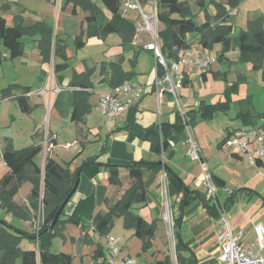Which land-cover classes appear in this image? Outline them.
<instances>
[{
	"label": "crops",
	"instance_id": "crops-1",
	"mask_svg": "<svg viewBox=\"0 0 264 264\" xmlns=\"http://www.w3.org/2000/svg\"><path fill=\"white\" fill-rule=\"evenodd\" d=\"M127 1L129 0H121L120 11L122 15L134 21L136 32L130 42H125L124 31L105 33L96 25V21L88 20L92 15L101 18L110 17L103 0H0V15L6 19L8 25L20 23L30 27L36 23H45L53 34V38L48 39L39 30L36 31L37 33L26 31L21 38L24 44L23 53L15 57H11L9 49L0 44L5 55L0 64V180L9 171L3 159L6 149L20 150L41 145L42 148L37 152L34 160L42 170L48 157L54 158L63 165L70 162L72 171L78 170L86 161L99 163L96 164L97 166L88 167L95 172L92 175L87 170L79 172L81 178L73 198L76 196L81 199L94 193L97 201L107 198L116 202L132 184L133 179L129 177L128 169L121 167V184H109L107 181L109 164L127 165L140 160L158 162L161 163L158 167L147 168L145 171L147 201L134 204L132 207L133 212L148 221L157 219L158 231L160 221L164 220L162 215L167 211L170 214L172 227L174 219L179 215V201L183 189L178 190L174 178L177 176L192 190L206 191L203 184L204 172L200 163L187 154L185 130L172 128L167 137V147L159 151L158 145L163 138L161 123L173 124L177 119V107L170 93L158 96L152 90H147L143 97L130 105L118 120H109L98 109L100 96L111 88V82L117 80L120 73L131 75L128 81L141 86H150L155 78L156 58L153 52L146 48L152 36L149 32L140 29L141 16L138 11L123 12L122 6ZM140 1L145 12L153 14L152 0ZM183 1L188 4L189 12L197 24L204 23L207 19L213 23L216 21L218 8L215 2L223 3L230 9L229 23L238 29H248L249 21L259 16L264 23V0H240L233 8H230L229 0H204V5H200L198 0ZM160 27L162 28L163 24L158 25V31ZM26 37L30 40H26ZM79 37L82 38L83 43H78ZM56 38L59 39L60 44L57 52ZM192 39H194L192 47L203 48L198 36H193ZM158 41L160 43V39ZM213 48L206 50L210 54L217 55L222 49V44L216 43ZM227 56L233 61H238L240 53L234 50ZM57 64L66 66L56 71ZM251 65L249 62L240 67L233 66L231 69L234 73L237 71L236 77L238 73H243L248 80L240 83L237 95H232L234 103L231 109L235 108V113L234 116H229L233 121L227 124L230 129L258 126L264 130V117L255 122H250L247 117L245 120L241 117L234 118L241 107L244 111L248 107L247 102L241 103V106L238 102L247 99L249 95L254 110L264 113L257 109L254 93L249 92L251 88L261 87L264 83L261 81V71H252ZM219 69H222V64L218 60L207 68L183 67L188 83L181 87L180 93L187 110L198 108L203 100L206 103L213 102L209 96H201L198 91L196 95L199 98L196 99L191 92L196 83L199 86H202V83L206 84L213 75L212 71ZM72 81L92 88L88 94L74 95L72 91H66L58 96L53 91L56 86H66ZM243 85H246L247 89L245 94L240 92ZM45 87L50 90L49 93L46 95L36 93ZM25 89H31L32 94L26 95ZM222 95H219V99H223ZM200 120L202 119L199 118L198 121ZM44 125H46L45 130H43ZM192 127L213 178L214 175L221 177L226 183V186L221 187L219 191L220 200L225 203V192L231 194L235 189L231 183L238 187H249L254 176L250 177V173L241 170L244 166L241 164L244 162L242 154L222 145L226 132L215 147L214 143L208 145L207 142L212 132L209 131L210 129L202 132L200 123ZM49 134L53 136L51 143L48 139ZM215 138H218L217 135ZM61 146L68 150L73 149L67 157L60 154L63 160L56 156ZM260 161L253 167L264 172V159ZM96 168L99 170L95 171ZM173 173L175 176H171ZM33 186V181L26 179L12 198L18 206L28 207L32 212L34 208L29 197ZM43 193L42 183L41 196ZM69 211H72V208ZM5 212L8 214L9 211L0 203V217L6 219L7 216H1ZM11 213L9 212L8 216ZM12 216L16 219L11 220L14 224H22L26 228L32 226L33 230L36 228L32 219L23 220L14 214ZM166 222L170 228L169 222ZM181 225L182 238L191 248V251L183 252L189 258L187 264H193L194 255L198 264H219L220 224L206 212L200 200L194 201L185 209ZM127 231L129 237L126 248H123L125 254L136 257L140 264H153L154 258L155 260L162 258L160 254L162 244L159 246L155 242L157 231L153 246L148 252L142 251L143 241L134 235V230ZM251 232L252 230L245 233L248 237V245L253 238ZM133 245L137 247L134 250L129 248ZM146 252L151 254V258L144 262L139 254ZM107 253L108 251L106 255Z\"/></svg>",
	"mask_w": 264,
	"mask_h": 264
},
{
	"label": "trees",
	"instance_id": "trees-1",
	"mask_svg": "<svg viewBox=\"0 0 264 264\" xmlns=\"http://www.w3.org/2000/svg\"><path fill=\"white\" fill-rule=\"evenodd\" d=\"M107 6L110 17L101 18L95 15L89 16V21H96V25L103 32L111 31H124L125 42H130L133 39V35L136 32L134 21L122 15L120 11L121 0H103ZM157 2V15L160 24L163 27L159 29V39L162 47L163 54L168 57H178V51L184 47H191L193 36H198L201 46L203 48L211 49L214 44H222L221 51L217 54V60L222 64V69L213 70L212 76L215 79L228 80L229 74L233 66L251 65V70L258 72L261 71V79L264 82V23L261 16L251 19L249 21L248 29H238L236 26L229 23L230 9L225 4L215 2L218 8L216 21L213 23L207 19L206 22L197 24L192 14L189 12L188 4L183 0H156ZM240 0H229L230 8L236 7ZM200 5H204V0H198ZM39 30L46 38H53L52 31L45 23H36L30 27H25L20 23L14 25H8L6 19L0 15V44L7 47L10 51V56L15 57L23 53V41L22 36L26 31L37 33ZM55 51L60 48L59 39L56 38ZM78 43H83L81 37L77 39ZM238 50L240 53L238 61L231 60L227 54L231 51ZM5 55L0 46V64L3 62ZM65 64L55 65L56 71L64 68ZM127 74V73H125ZM120 73L117 80L111 82V88L131 78V75H125ZM114 75V74H113ZM247 76L243 73L237 74L236 81H233L228 88L226 87L223 92V99H219L212 103H206L204 100L200 102L198 108H192L187 110L189 116V123L194 126L199 118L202 120L212 119L219 111L228 113L233 106V96L239 90L240 83L245 82ZM188 83V79L185 77L183 80V86ZM59 94L66 91H72L75 94H88L92 88L89 85H81L79 83L70 82ZM149 91H153V88H149ZM25 94L31 89H25ZM22 99V98H21ZM58 99V98H57ZM247 102L248 107L246 110H242L243 107L236 113L237 117L249 118L250 122H255L257 119L264 117V113L254 110L252 105L251 95L247 99L239 100V104ZM25 107V104H23ZM246 115V116H243ZM172 128L179 130H185V124L180 113L177 111V119L173 124L161 123V130L163 138L159 143V151L164 150L168 145V135ZM226 135L222 140V145L230 134L231 129L226 127ZM41 145L30 146L20 150L6 149L3 153V159L9 171L0 180V203L7 208V211L12 212L17 218L23 220L33 219V215H37L39 210L42 216L41 221L34 230L27 229L22 224H12L7 219L0 217V264H72V256L65 252H53L51 251L50 234L54 231L57 223L62 219V216H66L64 219L67 222L75 223L80 226L85 240L91 243H96L97 248L95 250V261L101 260L102 264L106 262V252L100 242H96L93 239V235L90 234V230L99 232L100 234H108L111 228L115 224V219L118 217L123 218V224L128 229L134 230V235L139 237L143 241L142 251H148L153 246V240L155 239L156 231L158 228L157 219L152 221L146 220L140 214L133 212L132 207L137 203H144L147 201V189L145 183V171L147 168L158 167V162H150L146 160L134 161L127 165L109 164V184L119 185L121 184L120 173L121 167L128 169L129 177L133 179L132 184L125 190L122 196L112 205L110 210L106 213H99L93 217L92 221H86L81 214V209L91 207L94 210L95 207V194L92 193L84 198H81L76 203V209L72 213H67V206L69 202L73 201V193L70 200L67 202L65 208L62 210L58 221L51 226L53 219L68 195L72 192L76 182L81 176L79 172H87L92 175V169L88 167H94L97 162L86 161L76 171L70 169V162L66 165L59 163L52 157H48L44 170L35 162L34 157L41 150ZM261 161L257 160L258 165ZM97 166V165H96ZM166 167V166H165ZM96 168L95 171H98ZM167 173V170L165 168ZM171 173V170H170ZM175 176V174H171ZM31 179L34 183L33 189L30 194L31 204L33 208H37V203L42 202L38 206L37 210L32 212L28 207L18 206L13 201V196L19 189L21 183L26 179ZM214 181L219 187H225V181L218 176L214 175ZM178 186V190L183 189V195L179 201V215L174 219L173 230L175 233V256L176 264H187L189 258L186 257L183 252L191 251V248L182 238L181 224L185 216V209L194 201L200 200L205 207L206 212L213 216L215 219H219L221 211L225 210V203H222L218 192L216 199L208 196L206 191L201 189H190L176 176L174 178ZM44 184V193L41 196V184ZM241 189H247V187H241L233 190L229 196V200H232L235 195L240 192ZM24 235L29 236L37 242V249L23 250L18 244ZM193 254V253H192ZM194 257L193 264H198L197 259ZM153 264H172L169 254L163 260H156Z\"/></svg>",
	"mask_w": 264,
	"mask_h": 264
},
{
	"label": "built area",
	"instance_id": "built-area-1",
	"mask_svg": "<svg viewBox=\"0 0 264 264\" xmlns=\"http://www.w3.org/2000/svg\"><path fill=\"white\" fill-rule=\"evenodd\" d=\"M152 1L154 2L153 14L145 12L140 0L127 1L123 4L122 10L124 13L130 10L138 11L141 16L140 29L149 32L152 36V40L146 44V48L151 50L156 58L154 81L150 86L135 85L130 81H125L112 87L100 96L98 109L109 120H116L128 110L130 105L138 102L149 88H153L158 96L163 93H170L185 124L187 154L200 163L204 172L205 190L208 196L216 199L219 187L202 156L201 146L193 132L192 125L189 123L187 108L182 101L180 89L185 78L183 67L207 68L217 60V55L208 53L207 48H197L191 45V47L179 49L177 58L165 56L158 41L160 21L157 15V2L156 0ZM64 88L58 85L53 91L59 94ZM32 92L29 91L26 95L29 96ZM49 92L50 90L45 87L36 93L46 95ZM223 146L239 154L247 153V159L255 165L257 160L264 159V130L258 126L233 128L227 135ZM165 219L170 222V214L167 212ZM217 221L220 224L218 233L219 264H264V224L262 222L254 223L253 226L252 235H255L254 238L258 245V249L255 250V246L251 242L249 245L247 244L248 237L244 230L236 232L233 229L226 211H221ZM108 242L107 264H140L136 257L121 254V248L117 245V239L114 235L108 236Z\"/></svg>",
	"mask_w": 264,
	"mask_h": 264
},
{
	"label": "rangeland",
	"instance_id": "rangeland-1",
	"mask_svg": "<svg viewBox=\"0 0 264 264\" xmlns=\"http://www.w3.org/2000/svg\"><path fill=\"white\" fill-rule=\"evenodd\" d=\"M25 39L30 40L29 37H26ZM215 50H217V48H215ZM236 72L234 73V71L231 70L229 74V79L227 81L220 79V78L215 79L212 76L209 79V81H207L206 84L202 83L203 88L202 86H199L198 83H196L195 87H193L192 92H191L192 96H194V98L196 99L199 98L196 95V91H198L199 93H201V96H209L211 99H213V102L217 101L220 98L219 95L220 94L222 95V92H224V89L226 87L228 88V86L233 82V80L237 79ZM262 85H264V83ZM262 85L261 87L260 86L258 87L255 85L256 87L251 88V90L249 91L250 93L251 92L254 93L255 95L254 102L256 104L257 109L260 111H264V86ZM180 91L182 90L180 89ZM240 92L241 94L247 93L246 85H243L241 87ZM239 97L240 96L238 95L237 98ZM222 98H224V96ZM234 113H235V108L230 110L229 115H227L226 112L219 111L211 121L210 120L208 121L200 120L196 122V123H200V129L202 132H206L207 129H210L209 131H212L210 132V135L207 139L208 145H210L211 143H214L216 147V144L218 143V141L221 138H223V136L225 135V132H227V131H224V129L227 127V124L229 125L230 122L231 123L233 122L229 116H234ZM122 116H120L119 118H121ZM45 129H46V125H44L43 130ZM199 133L201 134V132ZM216 135L218 137L217 139L215 138ZM48 139H49V142L51 143L53 136L49 134ZM72 150H68L67 148L61 146L60 148H58L59 154L56 156L60 160H63L64 158L60 157V154L62 156L65 155L67 157L71 153ZM242 155L244 157V160H243L244 162L241 161L242 162L241 164H243L244 166L241 170L244 172H247L248 174L250 173V177L252 176L254 177H252L250 186L247 187V189H241L240 192H238L235 195V197H233L232 200H229V196H230L229 193L225 192L224 197H226V201H227V204L225 205L226 214L229 218V221L233 229L236 232L238 230L244 229L246 233L251 230L252 232L254 231L253 229L254 223L261 221L264 224V172L262 170L255 169L253 167V164H251L249 160L247 159L248 157L247 153H243ZM231 186H233V189L241 188L240 186L238 187V185L236 184L233 185L232 183H231ZM78 200L79 199L76 198L75 196L73 198V201L69 202L70 204L67 206V213H70L69 209L71 208H72V213L75 211L74 209H76V205H77L76 203L78 202ZM113 200L116 201V199H113ZM94 202H95L94 210L91 207H86V208L81 209V214L84 215L83 218L86 221H89V222L92 221L93 217H95L97 214L101 212L102 213L108 212L110 210V205L115 203L112 201V199H107V198L97 201L96 197H95ZM41 204L42 202L41 203L38 202L37 208ZM37 208L34 209V213L37 210ZM172 210L173 209H171V211ZM7 213L9 214V212ZM36 213L40 215L39 210H37ZM8 214H6L5 212L1 214V216H7L6 219L12 224H14L13 223L14 221L13 222L11 221V220H16L12 216L13 213H11V215L9 216ZM38 214L33 215L34 217L32 219L34 225L36 226L39 224V221H41V218H42V216L39 217ZM162 218H164V220L160 221L159 229L157 231V236L155 239L156 244L159 246L160 244H162L161 248L163 247L161 249L162 252L160 253L162 254V258L160 260H163L166 257V255L169 254L171 257L172 264H176L175 263L176 261V257H175L176 239H175L174 233L167 226V222H166L167 220L165 219V214L162 215ZM64 219H66V216H62V219L57 223V226L55 227L54 231L50 234L49 238L51 242V246H50L51 251L65 252L67 254H70L72 256V264H96L98 262L101 263V260L95 261L94 254L97 248L96 243H91L90 241H86L81 227L76 225L75 223L67 222ZM171 220L173 222L172 216H171ZM122 222H123V218L121 219V217L119 218L117 217L115 219L114 226L111 228L108 234H100L99 232H96V231L94 232L92 230H90V234L93 235V239L96 242L98 241L101 243L105 251H108V247H109L108 236L110 235L116 236L117 245H119L121 248V254L127 255L124 253L123 248H126L125 246H127L126 242L128 241V237H129V232L127 230L129 229L126 228ZM237 223L239 224V226H237ZM171 228L173 229L172 226ZM27 229L33 230L32 226L27 227ZM254 236L250 242L252 243V245L255 246L254 249L257 250L258 245H257V241L254 238ZM18 242H19L18 246L23 250L37 249V246H38L37 242L27 235H24L23 237H21L20 241ZM129 248L134 250L137 247L133 245V246H129ZM147 252L139 254L143 258L144 262H146V260L149 261L151 258V254ZM153 260H154L153 262L156 261L155 258Z\"/></svg>",
	"mask_w": 264,
	"mask_h": 264
},
{
	"label": "water",
	"instance_id": "water-1",
	"mask_svg": "<svg viewBox=\"0 0 264 264\" xmlns=\"http://www.w3.org/2000/svg\"><path fill=\"white\" fill-rule=\"evenodd\" d=\"M78 185H79V179H78V181L76 182V184H75V186H74L72 192L68 195V197L64 200V202L62 203V205H61L60 208L58 209V211H57V213H56V215H55V217H54V219H53V222L51 223V226L54 225V224L58 221V219H59V217H60V214H61L62 210L65 208L67 202L70 200V198L72 197L73 193H74V192L76 191V189L78 188ZM167 213H169V211H167ZM169 224H170L169 226H170V229H171V222H169ZM171 231L173 232L172 229H171Z\"/></svg>",
	"mask_w": 264,
	"mask_h": 264
}]
</instances>
